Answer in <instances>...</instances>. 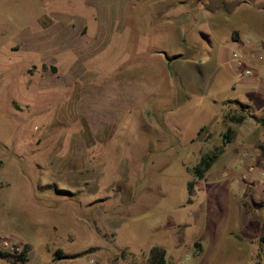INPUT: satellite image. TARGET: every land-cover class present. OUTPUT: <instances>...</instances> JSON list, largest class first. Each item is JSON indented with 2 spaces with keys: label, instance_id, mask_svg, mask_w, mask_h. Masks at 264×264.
<instances>
[{
  "label": "rangeland",
  "instance_id": "1",
  "mask_svg": "<svg viewBox=\"0 0 264 264\" xmlns=\"http://www.w3.org/2000/svg\"><path fill=\"white\" fill-rule=\"evenodd\" d=\"M157 1L153 13L152 0H0V251L13 255L0 264H149L153 245L165 264H264V172L248 175L253 146L229 142L237 124L224 116L264 114V95L252 108L216 105L237 95L227 75L190 94L166 74L174 64L154 63L151 51L180 43L164 22L168 0ZM208 1L168 9L192 11L197 25L180 42L196 38L204 55ZM96 89L110 91L111 115L94 122L85 99Z\"/></svg>",
  "mask_w": 264,
  "mask_h": 264
},
{
  "label": "crops",
  "instance_id": "2",
  "mask_svg": "<svg viewBox=\"0 0 264 264\" xmlns=\"http://www.w3.org/2000/svg\"><path fill=\"white\" fill-rule=\"evenodd\" d=\"M157 4V0H152L153 13H156V10L159 9ZM208 4L209 9L204 12L206 16H201V18L204 23L211 24V26H207L205 31L199 30V34L206 37L209 43L208 47L205 48L206 54L204 55L199 51L201 47L196 38H187L185 44L181 43L184 33L187 34V37L192 34L191 28L197 25L196 18L192 17V11L187 8L185 9L187 11L177 12L176 10L173 12L170 10L169 12L170 6L174 8V0H168L163 8L164 11H167L164 22L170 24L172 29L177 30L172 38L180 45L172 51L163 48L152 49L153 62L156 64L157 61L161 64L165 63L168 69L169 64L170 66L174 64L172 68L170 67V70L164 69V72L166 74L168 72L172 73L175 80L180 82L190 94L200 93L201 91H198V88L201 83L209 82L210 87L213 82L219 81L218 76L220 74H225L228 76V82L224 85L227 88L225 91L230 89L237 95L218 96V99L213 100L215 104L218 105L225 100L230 101L238 98L241 101H239L240 103L252 108L248 102H252L258 95H264V0H209ZM106 13L108 12L98 10L96 17H101ZM230 20L234 24L237 21L239 29L236 26L233 29L227 28L226 22ZM80 28L79 32L84 31L85 25L80 26ZM137 30L139 28L132 27L134 33ZM75 32H78V30ZM220 32H223L221 38L216 37V33ZM228 38L234 43L236 50H230V48L223 46V42ZM258 43L260 47L257 46ZM232 51L238 52L241 58L240 65H236L233 59L230 62ZM164 54L179 55L167 60ZM155 58L157 61L154 60ZM200 67H203V69ZM246 70L250 72L246 73ZM200 73H202L201 78ZM109 93L108 89H100V91L96 89L94 100L92 97L85 99L86 104L89 102V105H86V112L94 122L99 119H108L111 115L109 102L103 101V97L109 96ZM216 93H218V90L215 91ZM260 109H264V100H261ZM242 113L244 116L238 122H234L237 124L235 128L232 127L234 123H230V128L237 130L238 135L229 142L235 141V143H246L253 146L251 148L254 155L252 159L255 164L248 163V166L251 167L248 168V170L251 169L248 175H254L256 179L258 171H264V125L258 121V118L264 117V114H255L253 109H244ZM227 122L230 121L227 120ZM229 142L227 141V143ZM256 185L259 191L264 193V185Z\"/></svg>",
  "mask_w": 264,
  "mask_h": 264
},
{
  "label": "trees",
  "instance_id": "3",
  "mask_svg": "<svg viewBox=\"0 0 264 264\" xmlns=\"http://www.w3.org/2000/svg\"><path fill=\"white\" fill-rule=\"evenodd\" d=\"M165 58L168 60L172 57L178 56L179 54H171V55H167L164 54ZM244 105V104H241ZM228 120L230 121H234V122H238L243 116L244 114L242 112H240L239 114L234 115L233 114H225L224 115ZM258 121L260 122V124L264 125V117H259ZM204 127L201 126L196 133H199L200 130H202ZM229 132L230 129L227 128L225 132L222 133V137H223V141L224 143L227 140V138L229 137ZM223 148V145H221ZM220 147H216L212 152L210 153H205L203 155H201L197 161V163H195V165H193L191 167V171L193 173V175L201 177L203 172L208 168V166L214 161V159L218 156V154L222 151V148ZM56 191L58 192H67L68 189H64V188H55ZM24 253H25V249L21 248L20 251L14 255L13 259L15 260L16 263H18L19 261L22 262L24 259ZM56 254H58V251H56ZM12 254L9 252H4V251H0V257H9ZM13 256V255H12ZM66 256H70L73 257L75 256V253L66 255ZM149 264H165V257H164V249L160 246L157 245H153L150 249H149Z\"/></svg>",
  "mask_w": 264,
  "mask_h": 264
},
{
  "label": "built area",
  "instance_id": "4",
  "mask_svg": "<svg viewBox=\"0 0 264 264\" xmlns=\"http://www.w3.org/2000/svg\"><path fill=\"white\" fill-rule=\"evenodd\" d=\"M257 46L260 47L259 43L257 44ZM231 56H232V58H234V61H235L236 65H240L241 64V58H240V56H239L237 51H232L231 52ZM245 72L248 73L250 71L246 70ZM263 75H264V73H263ZM244 154H247V153L244 152ZM262 172H264V171H262ZM242 176H245V175L243 174ZM256 180L258 181V177L256 178ZM1 246L7 247L9 251L17 250V245H15L14 243L9 242L7 240H3L1 242Z\"/></svg>",
  "mask_w": 264,
  "mask_h": 264
}]
</instances>
